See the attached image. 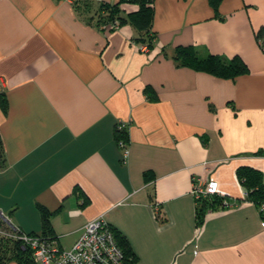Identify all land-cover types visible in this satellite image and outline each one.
I'll return each mask as SVG.
<instances>
[{
  "label": "crops",
  "instance_id": "1",
  "mask_svg": "<svg viewBox=\"0 0 264 264\" xmlns=\"http://www.w3.org/2000/svg\"><path fill=\"white\" fill-rule=\"evenodd\" d=\"M99 1L120 0H90L87 13L71 0H0V211L41 233L45 206L65 247L103 215L131 264H264V215L237 176L248 165L264 178V0H222L218 13L208 0H152L147 50L130 23L89 17ZM179 45L239 54L248 71L184 66ZM198 178L217 180L222 199L200 224Z\"/></svg>",
  "mask_w": 264,
  "mask_h": 264
},
{
  "label": "trees",
  "instance_id": "2",
  "mask_svg": "<svg viewBox=\"0 0 264 264\" xmlns=\"http://www.w3.org/2000/svg\"><path fill=\"white\" fill-rule=\"evenodd\" d=\"M128 1L138 5L134 11L124 12L121 8V2ZM209 4L218 13L219 5L222 0H208ZM75 5L82 7L81 9L87 13V7L92 3L90 0H75ZM89 12V11H88ZM155 9L152 0H120L118 2L99 1L93 9L89 17L96 19L97 23L110 22L113 26L114 22H118V26L123 23H130L136 30L135 41L151 47L155 39L153 30ZM175 59L182 65L188 66L195 70L205 71L214 75L225 77H234L238 74L248 71V64L243 57L235 54L231 57H225L217 53L200 54L193 45H179L175 49ZM0 106L3 111L7 110V100L3 92H0ZM127 130L125 127H116V139H127ZM4 155V147L0 137V168L4 167L5 162L2 159ZM237 176L239 181L247 191L245 198L252 201L260 208L264 215V178L261 170L252 166L242 165L237 168ZM222 205V199L218 196L202 198L196 205L197 223L203 220L205 210L208 208ZM42 231L41 235L53 237L50 216L51 211L43 205H39ZM116 239L125 252L126 264H131L135 260V254L128 240L121 234L115 232ZM31 251L28 247H23L19 240L0 235V264H5L11 259H15L20 263L32 264Z\"/></svg>",
  "mask_w": 264,
  "mask_h": 264
},
{
  "label": "built area",
  "instance_id": "3",
  "mask_svg": "<svg viewBox=\"0 0 264 264\" xmlns=\"http://www.w3.org/2000/svg\"><path fill=\"white\" fill-rule=\"evenodd\" d=\"M113 26H118V22H114ZM145 47L147 48L146 44L141 45V48ZM118 127L123 126L119 124ZM117 143L123 149L124 158L127 157L129 151L125 139L121 138ZM218 190L217 180L198 178L193 184L192 194L198 202L202 198L215 195ZM246 194L245 190L244 195ZM0 219L5 227L0 226V235L19 240L24 248L28 247L37 264H126L125 252L116 239L115 231L103 215L89 220L70 247L62 246L54 236L46 237L40 233H28L19 229L10 223L3 212H0Z\"/></svg>",
  "mask_w": 264,
  "mask_h": 264
},
{
  "label": "rangeland",
  "instance_id": "4",
  "mask_svg": "<svg viewBox=\"0 0 264 264\" xmlns=\"http://www.w3.org/2000/svg\"><path fill=\"white\" fill-rule=\"evenodd\" d=\"M146 46H147V48L145 47V48H143V49L147 50V49H148V45H146ZM0 220H1V219H0ZM3 224H4V222H1V221H0V226L3 227V228H5Z\"/></svg>",
  "mask_w": 264,
  "mask_h": 264
},
{
  "label": "water",
  "instance_id": "5",
  "mask_svg": "<svg viewBox=\"0 0 264 264\" xmlns=\"http://www.w3.org/2000/svg\"><path fill=\"white\" fill-rule=\"evenodd\" d=\"M1 212V211H0ZM11 223V222H10ZM12 224V223H11Z\"/></svg>",
  "mask_w": 264,
  "mask_h": 264
}]
</instances>
